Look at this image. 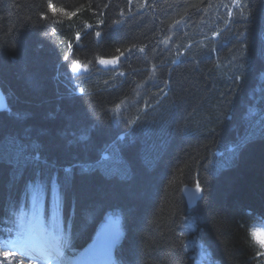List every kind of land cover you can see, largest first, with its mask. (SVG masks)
I'll return each instance as SVG.
<instances>
[{"label":"trees","instance_id":"1","mask_svg":"<svg viewBox=\"0 0 264 264\" xmlns=\"http://www.w3.org/2000/svg\"><path fill=\"white\" fill-rule=\"evenodd\" d=\"M49 2L0 0V237L35 199L75 251L120 213L113 264H194L187 215L214 261L264 264V0Z\"/></svg>","mask_w":264,"mask_h":264},{"label":"rangeland","instance_id":"2","mask_svg":"<svg viewBox=\"0 0 264 264\" xmlns=\"http://www.w3.org/2000/svg\"><path fill=\"white\" fill-rule=\"evenodd\" d=\"M80 66H82V65H80ZM36 207L39 209L41 208L40 202L37 201ZM56 211L58 212V210H56ZM106 221L114 222L115 224H119V223L121 224L122 223L121 218L116 213L107 214L104 217V220L102 221L100 226ZM194 222H195L194 217L187 215L181 223V228H179V234H180L179 236L183 241L184 251L186 253H188L189 255H191L192 259L194 260V264H219L215 261L213 262L210 259V255L206 251L204 245L199 241V238L197 239V237H196L197 234H194V232L196 233V231H197V228H195ZM29 224L30 223H28V225ZM254 231L264 232V224L255 225L251 230V235H252L254 241H256V243L259 244L257 242V240L255 239V237L253 236ZM117 242L118 241H112L109 244L110 248H112ZM262 248L264 249V247H262ZM65 249L69 250L68 248H65ZM109 261H110V255H109V258L104 261V264H109Z\"/></svg>","mask_w":264,"mask_h":264},{"label":"bare ground","instance_id":"3","mask_svg":"<svg viewBox=\"0 0 264 264\" xmlns=\"http://www.w3.org/2000/svg\"><path fill=\"white\" fill-rule=\"evenodd\" d=\"M122 236V223L115 224L110 221L104 222L96 231L92 243L84 250L85 253L83 252L78 258L80 259L82 256L85 257L83 261L80 262V260L77 259V261L74 262L78 264H102L108 253L109 244L112 241L121 240ZM13 248L17 249L18 246H14ZM42 264H48V259L43 260Z\"/></svg>","mask_w":264,"mask_h":264},{"label":"water","instance_id":"4","mask_svg":"<svg viewBox=\"0 0 264 264\" xmlns=\"http://www.w3.org/2000/svg\"><path fill=\"white\" fill-rule=\"evenodd\" d=\"M122 56L115 58L116 63L115 64H104L107 68H117L119 61L121 60ZM86 72V69L82 66H77L75 69V75H82ZM9 102L8 99L4 93V91L0 87V113L5 112L8 110ZM182 196L184 197L187 207L189 209L195 208L198 203L202 200L204 197V191L200 184L195 185H185L182 187L181 190Z\"/></svg>","mask_w":264,"mask_h":264},{"label":"snow or ice","instance_id":"5","mask_svg":"<svg viewBox=\"0 0 264 264\" xmlns=\"http://www.w3.org/2000/svg\"><path fill=\"white\" fill-rule=\"evenodd\" d=\"M49 8L51 9L52 12L54 13H58V12H63L64 9L58 8L55 4L51 3V0L49 2ZM97 35L99 36L100 33H97ZM102 64H115L117 61L116 59H112V60H106V59H102L100 61ZM6 255L8 256H12L13 253H7Z\"/></svg>","mask_w":264,"mask_h":264},{"label":"clouds","instance_id":"6","mask_svg":"<svg viewBox=\"0 0 264 264\" xmlns=\"http://www.w3.org/2000/svg\"><path fill=\"white\" fill-rule=\"evenodd\" d=\"M253 236L257 240V242L260 244L261 247H264V232H253Z\"/></svg>","mask_w":264,"mask_h":264}]
</instances>
